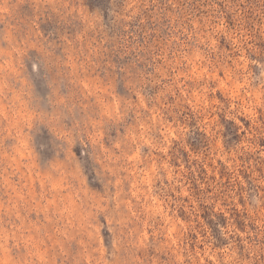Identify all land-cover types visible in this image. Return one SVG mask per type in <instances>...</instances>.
Here are the masks:
<instances>
[{"label": "rangeland", "instance_id": "374dc122", "mask_svg": "<svg viewBox=\"0 0 264 264\" xmlns=\"http://www.w3.org/2000/svg\"><path fill=\"white\" fill-rule=\"evenodd\" d=\"M0 264H264V0H0Z\"/></svg>", "mask_w": 264, "mask_h": 264}]
</instances>
